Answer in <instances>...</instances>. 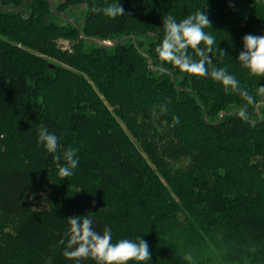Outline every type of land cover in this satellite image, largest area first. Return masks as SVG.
Wrapping results in <instances>:
<instances>
[{
  "label": "trees",
  "instance_id": "16d2710c",
  "mask_svg": "<svg viewBox=\"0 0 264 264\" xmlns=\"http://www.w3.org/2000/svg\"><path fill=\"white\" fill-rule=\"evenodd\" d=\"M26 1L0 0V264H77L59 241L67 218L88 213L113 243L143 237L151 260L141 264H264V105L242 119L237 94L155 52L165 15L207 10L213 64L254 94L264 77L238 55L245 35H264V0H68L55 11L32 0L16 10ZM114 2L124 16L96 10ZM81 6L82 27L63 15ZM41 124L59 137L56 153L38 145ZM68 148L79 163L62 179Z\"/></svg>",
  "mask_w": 264,
  "mask_h": 264
},
{
  "label": "clouds",
  "instance_id": "9594fccd",
  "mask_svg": "<svg viewBox=\"0 0 264 264\" xmlns=\"http://www.w3.org/2000/svg\"><path fill=\"white\" fill-rule=\"evenodd\" d=\"M110 19L125 15V10L120 2L108 4L103 9H96ZM207 10H197L184 19L177 21L170 14L162 18L164 35L155 52L161 62L171 64L182 73L192 76H209L212 80L220 83L226 94H237L245 104L239 110V116L247 119L248 108L251 106L258 109L264 105V86H258L254 94L240 86V81L235 75L230 74L226 68L216 67L212 62L213 46L216 43L215 36L205 29H213L212 22L206 14ZM203 45V47H201ZM189 49L193 54L189 53ZM219 58L222 61L228 53L218 47ZM238 62L242 68L248 70L251 76L264 77V35L247 34L243 38V51L238 55ZM259 98V100L257 99ZM159 106L161 113L169 111L168 104ZM153 106V115H156ZM173 125L179 123V117L173 116ZM166 123V122H165ZM38 145H42L49 153H56L60 144L59 137L49 132L48 128L41 124L38 127ZM78 150L68 148L63 152L64 165H58V174L63 178L74 175L79 160ZM61 156H55L59 161ZM93 213L84 216L67 218L69 229L66 233L67 240L61 239L60 245L64 247L63 256L68 260L79 264L82 260L91 259L95 264H141L151 260V253L147 242L143 237L132 239H120L112 242L110 228L105 227L103 232H98L93 227ZM185 259L192 261L190 253ZM47 264H52L51 258Z\"/></svg>",
  "mask_w": 264,
  "mask_h": 264
},
{
  "label": "rangeland",
  "instance_id": "374dc122",
  "mask_svg": "<svg viewBox=\"0 0 264 264\" xmlns=\"http://www.w3.org/2000/svg\"><path fill=\"white\" fill-rule=\"evenodd\" d=\"M64 2L63 0H50V6L52 7L53 11H55L56 7L61 3ZM25 6V5H24ZM86 8L84 6H81L77 9H75L74 11H68L67 14H65L66 17H68V15L70 16L69 19L71 21H76V24H78L79 26H83L84 24V19L86 16ZM57 22L62 23L64 22V20L62 18H57L56 19ZM77 26V25H76ZM57 45L59 47L60 50L62 51H69L72 52V43L69 40L66 39H60L57 42ZM39 201H37L38 203H41V207L45 208L46 207V202L44 203L43 201H41V199H38ZM41 201V202H40Z\"/></svg>",
  "mask_w": 264,
  "mask_h": 264
},
{
  "label": "water",
  "instance_id": "95a60500",
  "mask_svg": "<svg viewBox=\"0 0 264 264\" xmlns=\"http://www.w3.org/2000/svg\"><path fill=\"white\" fill-rule=\"evenodd\" d=\"M32 0H27L24 4H22L20 7H18L16 10H20L24 5H27V4H29L30 2H31ZM48 1V3H49V5H50V0H47ZM64 2H68V0H63ZM16 10H14V11H16ZM58 13V12H57ZM64 16H65V14H63ZM135 37H134V43H135ZM91 41H94V42H96V43H98V44H100V45H102V46H114V44H112V43H107V42H103V41H101V40H98V39H94V40H92L91 39ZM121 41H123V40H121Z\"/></svg>",
  "mask_w": 264,
  "mask_h": 264
}]
</instances>
